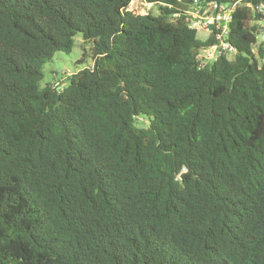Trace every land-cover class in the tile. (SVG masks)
<instances>
[{
    "label": "trees",
    "instance_id": "16d2710c",
    "mask_svg": "<svg viewBox=\"0 0 264 264\" xmlns=\"http://www.w3.org/2000/svg\"><path fill=\"white\" fill-rule=\"evenodd\" d=\"M132 1L0 0V264H264L260 16L201 68L190 3ZM76 35L93 65L42 86Z\"/></svg>",
    "mask_w": 264,
    "mask_h": 264
},
{
    "label": "built area",
    "instance_id": "2783aa9c",
    "mask_svg": "<svg viewBox=\"0 0 264 264\" xmlns=\"http://www.w3.org/2000/svg\"><path fill=\"white\" fill-rule=\"evenodd\" d=\"M241 5L253 8L260 16L261 20L258 23L262 27V33L264 34V3L255 5L253 0H194L185 10L184 15L187 18L189 27L198 32L206 33L208 35L207 39L213 38L211 45L201 49L197 54V60L201 68L217 61L222 56L233 58L237 54V49L228 41V37L233 15ZM180 16L181 14L177 13L173 17L179 18ZM211 26L213 29H211ZM55 87H58V90L62 88L59 83H55Z\"/></svg>",
    "mask_w": 264,
    "mask_h": 264
},
{
    "label": "rangeland",
    "instance_id": "374dc122",
    "mask_svg": "<svg viewBox=\"0 0 264 264\" xmlns=\"http://www.w3.org/2000/svg\"><path fill=\"white\" fill-rule=\"evenodd\" d=\"M130 10L137 15L153 14L158 15L160 13L158 6L149 4L145 0H134L130 5ZM263 34V33H261ZM208 35L204 32H198V38L201 41H205ZM264 39L259 38V43ZM74 48L70 54L65 52H57L53 60L45 67V78L42 81V86L47 84L59 83L62 86L67 84L68 74H73L81 66L77 62L81 59L86 60L85 66H92L93 61L91 59L93 41L86 42L81 35H76ZM232 59V58H231ZM139 127H147L148 122L143 119L137 121Z\"/></svg>",
    "mask_w": 264,
    "mask_h": 264
},
{
    "label": "water",
    "instance_id": "95a60500",
    "mask_svg": "<svg viewBox=\"0 0 264 264\" xmlns=\"http://www.w3.org/2000/svg\"><path fill=\"white\" fill-rule=\"evenodd\" d=\"M181 1H185L186 3H192L194 0H181ZM211 29H213L212 26H211Z\"/></svg>",
    "mask_w": 264,
    "mask_h": 264
}]
</instances>
